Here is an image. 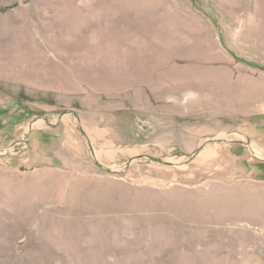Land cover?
<instances>
[{"label":"rangeland","instance_id":"obj_1","mask_svg":"<svg viewBox=\"0 0 264 264\" xmlns=\"http://www.w3.org/2000/svg\"><path fill=\"white\" fill-rule=\"evenodd\" d=\"M0 264H264V0H0Z\"/></svg>","mask_w":264,"mask_h":264}]
</instances>
